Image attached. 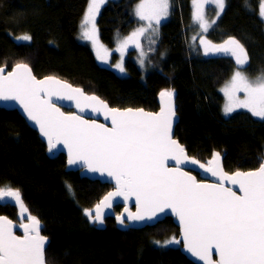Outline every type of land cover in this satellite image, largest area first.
Here are the masks:
<instances>
[{
	"label": "trees",
	"instance_id": "trees-1",
	"mask_svg": "<svg viewBox=\"0 0 264 264\" xmlns=\"http://www.w3.org/2000/svg\"><path fill=\"white\" fill-rule=\"evenodd\" d=\"M141 0L108 1L96 24L100 43L116 47L118 36L128 37L138 25L135 9ZM191 1L170 0L168 19L160 27L157 52L163 62L142 71L130 56L119 76L111 63L97 59L79 40L89 0H0V67L8 71L26 63L38 77H60L113 108L157 110V95L173 90L178 123L174 137L188 156L208 165L219 154L225 172L252 171L264 163V119L245 112L222 113L219 90L235 67L221 53L205 56L190 51ZM261 0H225L211 44L237 40L248 55L245 74H264V22ZM30 40L18 41L23 36ZM112 61L117 59L112 54ZM111 65V66H110ZM69 186L71 191H69ZM0 188L19 190L31 215L40 220L48 244L47 264H192L179 246L161 243L178 231L171 219L140 230H118L113 219L103 228L84 210H92L111 187L65 171V157H52L37 133L16 111L0 109ZM121 207L114 209L119 213ZM29 213H25L27 217ZM0 216L21 220L15 202L0 206ZM177 239V238H176Z\"/></svg>",
	"mask_w": 264,
	"mask_h": 264
},
{
	"label": "snow or ice",
	"instance_id": "snow-or-ice-1",
	"mask_svg": "<svg viewBox=\"0 0 264 264\" xmlns=\"http://www.w3.org/2000/svg\"><path fill=\"white\" fill-rule=\"evenodd\" d=\"M106 0H89L84 17L82 35L90 40L98 60L108 62V50L100 44L96 34L95 17ZM214 4L218 11L225 7V0H193V19L202 32L207 33L215 20L209 23L205 18V5ZM170 0H141L135 15L146 25L137 28L124 39L116 49L121 58L129 43L140 49V64L143 66L145 52L140 37L159 24L169 14ZM259 12L264 18V0ZM30 40V36L20 37ZM197 39L196 36L193 40ZM205 55L209 52L230 54L238 66L230 81L222 89L226 97L225 115L237 108L247 109L252 116L264 119V75L255 80L245 74L248 55L245 48L235 39L222 45L210 44L203 36ZM121 72L123 63L115 65ZM0 67V100L16 101L30 121L39 127L47 139L49 151L63 145L67 149L68 164L86 166L92 173H100L115 181V191L109 192L95 205L93 210H84V215L96 224H103L105 209L113 207L115 198L123 197L127 202L134 196L136 212L128 213V220L154 221L166 209L178 217L184 247L204 264H264V163L252 171H236L226 174L218 165L219 154L214 153L208 165L189 159L184 148L172 138L174 91L159 93V112L144 109L110 108L96 96L85 95L79 88H73L59 79L49 76L36 79L26 63H18L4 74ZM243 93V98L237 94ZM55 100H68L75 104L79 112L86 108L94 113L103 112L111 127L84 119L78 114H65ZM175 161L170 167L168 161ZM190 163L206 173L217 177L219 183L198 182L196 177L179 165ZM237 186L239 193L225 182ZM69 191L71 187L69 186ZM15 202L21 217L29 213L21 192L12 188H0V206L5 198ZM94 212V215H93ZM28 223H20L23 236L13 232V221L0 217V264H47L45 259L47 237L42 235L40 220L30 213ZM120 225L127 226L121 215L116 216ZM179 243L175 238L165 244ZM212 249L218 260L213 261Z\"/></svg>",
	"mask_w": 264,
	"mask_h": 264
},
{
	"label": "water",
	"instance_id": "water-1",
	"mask_svg": "<svg viewBox=\"0 0 264 264\" xmlns=\"http://www.w3.org/2000/svg\"><path fill=\"white\" fill-rule=\"evenodd\" d=\"M221 54H223L225 56H229L230 58H233L230 54H224V53H221ZM15 66L16 65H14L11 68V70H9V71L5 67H3L5 69L4 74L7 75V73L8 72H11L12 69ZM32 74H33V72H32ZM33 76H35V75L33 74ZM47 77H49V76H44V77H41V78L36 77V79L43 80V79H45ZM53 77L59 79L63 83H67V84L71 85L73 88H79V89H81L84 92L85 95H88V96H93L94 95V96H96L100 101H102L103 103L107 104L110 108H113L106 101H104L103 99H101L98 95H96V94H89V93L85 92L82 88L77 87V86H74L70 82H68V81H66V80H64V79H62L60 77H56V76H53ZM156 101H157V110L156 111H148V110H145V109L144 110L145 111H148V112H153V113L159 112L160 107H161V102H160V96H159V94L157 95ZM173 102H174V108H175L176 115L173 117L172 138L175 139L174 133H175V128H176L177 123H178V114L176 112L177 108H176L175 96L173 98ZM54 103L58 107H60L61 111L64 112L65 114H78V115L82 116L84 119H87V120H90V121H95L96 123L103 124L106 127H111V120L110 119L106 120L105 117H104L103 112L94 113L89 108H86L83 112H79V110L75 107L74 102L68 101V100H55L54 99ZM0 109L6 110V111H16L22 117V119L25 121V123L27 124V126L37 133L39 139L45 145L46 150H47V153L49 155H51L52 157H55V158L58 157L59 155H63L65 157V171L66 172L78 173V175H79L80 178H84V179H86L88 181H91V182H99L100 184L110 186L111 189L105 195L102 196V198L98 201V203L109 192L115 191V181L112 180L111 178L107 177L106 175L105 176H101L100 173H92V172H89L87 170V167L86 166H81V165H71L70 166L68 164V153H67V149H65L63 147V145H57V147L50 152L49 151V145H48L47 139L44 136L41 135L40 130H39V127L36 126L34 124V122H32V121H30L28 119L27 114L24 112L23 108H21V106L16 101H3V100H0ZM124 109H127V108H122L121 110H124ZM132 109H143V108H132ZM185 155L188 156V154H187L186 151H185ZM188 157H189V159H193L190 156H188ZM167 163H168V165L170 167H175L176 166L175 161H171L170 160ZM214 166L220 167L225 172V170L223 169L222 160H221L220 157H219L218 165H214ZM179 167L182 170L188 171L191 175L195 176L198 182H201V183H209V184H217V183H219V180L217 179V177L212 176L210 173L204 172V170L199 167V163L196 164V165H192L190 163H183V164L179 165ZM225 173L231 175V174H234L235 172L234 173H227V172H225ZM225 187H230V188L233 189V191H236L237 194H240L238 187L237 186H234V185H231L227 181L225 182ZM12 203H14V201L10 200V198H7V197L5 198V204L4 205H9V204H12ZM116 207H121V210H120L119 213H115L114 209ZM94 208H95V206L92 208V210ZM125 208L128 209V212H131V213H135L136 212V201H135V197L134 196L129 197V199H128L127 202L124 201L123 197H117V198H115L113 207L104 210L105 213H106V215L104 217V223L102 225L101 224H96V223H94L92 221L91 222L93 224H95L98 228H103L104 227V224H105V220L111 218V219L114 220L115 227L118 230H124V229H128V230H140V229H144L146 227H153L156 224L161 223V222H163L166 219H171L173 225L177 228V231H178L177 241H179V244H180L179 245V251H180V253L189 262H191L192 264H204L203 261L198 260L190 252H188L186 250V248L184 247V241H183V237H182V231H181V226H180L179 219H178V217H176L171 212L170 209H166L164 213H159L158 214L159 215V219L158 220H154V221H147V220H145V221H133V220H128V218H127L128 213L125 212ZM122 213H123V217H124V220H125V224L127 226L120 225L116 221V216L117 215H121ZM93 215H94V212H93ZM24 216H25V214H24ZM0 217H6V216H0ZM6 218H8V217H6ZM8 219H10V218H8ZM10 220H12V219H10ZM17 228L19 230L18 231L19 233H16ZM13 232L16 235H18V236H23V229L20 228V227H18V225H17V223L15 221H13ZM47 244H48V239H47V242H46V247H47ZM211 251H212V259H213V261L218 260L219 257L216 255L215 249H212Z\"/></svg>",
	"mask_w": 264,
	"mask_h": 264
},
{
	"label": "rangeland",
	"instance_id": "rangeland-1",
	"mask_svg": "<svg viewBox=\"0 0 264 264\" xmlns=\"http://www.w3.org/2000/svg\"><path fill=\"white\" fill-rule=\"evenodd\" d=\"M108 1H119V0H106V3ZM106 3H104V4H106ZM104 4L101 5L99 12L96 14L95 22H94L95 23V27H96V34H97L98 39H99V35H98V29H97L96 21H97L98 15H99L102 7L104 6ZM88 6H89V2H88V5H87V7L85 9L84 16L82 18V23H83V20H84L85 15H86V13L88 11ZM258 8H260V4H259V7ZM191 10H192L191 28L187 31V45H188V47H189V49H190L191 52L205 55V51H204L205 45L201 44L200 37L203 36L206 40H208L207 35L216 26L217 21H218L219 17L221 16L222 12L220 13L219 17H217L216 16V12L218 11V9H216L215 5L214 4H207V5H205V18H206V20L209 23H211V21H213V20H215L216 22H215V24H212V26L209 28V31L207 33H204L199 28V24L194 22L193 13H194L195 9H194V6H193V0L191 1ZM168 16H169V14L166 17H163L160 20V23L158 25L155 24V21H153V27L157 29V31H156L155 34H153L152 31H151V29H149L145 33L144 36L140 37L141 45H142L143 51L145 52L143 66L140 64V49H137L136 46H135V44H133V43H129L128 44V47L125 49L123 58H121L120 52L116 50L118 48L119 44L124 39H126L127 37L118 36L116 38V47L114 49H108V48L104 47V48H106L108 50V53H109L108 54V57H107V59H108V62L107 63L113 64L112 66L111 65L110 66L114 68L115 72L119 76H125V72L124 71L121 72L119 69H117L115 67V65L117 63H121V61H122L123 66H124L125 60L128 58L127 57L128 56V51H133V55H131L130 58L133 61H135V63L141 68L142 71H144L146 68L148 70L149 65H150L149 62L150 63H153L156 66L154 68H157L158 69L160 67V65H161V63L163 62L164 59H163V54L157 52L156 45H157V42L159 40L160 27L162 26V24H164L166 22V20L168 19ZM260 17H261V15H260ZM137 19H138V25L134 29V31L137 28H139V27L147 24V21H141V20H139L138 17H137ZM262 20L264 22V18H262ZM194 36H196L197 39L193 40V37ZM78 38H79V40L82 43L87 44L90 47V49L92 50V52L96 55V51L94 50L93 44H92V42L90 40L85 39L82 34H79V37ZM17 40L18 41H22L20 38H18ZM224 43H221L219 45H222ZM213 45H216V44H213ZM112 54H116L117 55V59H115L114 61H112V59H111ZM212 54L213 55H217L219 53L209 52V54L208 55H205V56H211ZM232 59H233V61L235 63V59L234 58H232ZM237 67L238 66L235 63V67L231 71L230 76L228 77V79L226 80V82L221 86V88L219 90L220 94L223 97V106H222L223 116L224 117H228V116H230V115H232V114H234L236 112H245V113L249 114L255 120H263L260 117L252 116V114L247 109H244V108H237L234 112L225 115L224 107H225L227 101H226V97L224 96V93H223L222 89L224 88V86L226 85V83H228L230 81V79H231L232 75L234 74V72H235V70H236ZM262 75H264V74H262ZM259 76H261V75H259ZM257 77L258 76H256V77H249L248 76V78L249 79H252V80H255ZM237 95L240 98H243V95L244 94L243 93H238ZM172 238H175V239L177 238V232H175V231L170 232L165 238H163V241H162L161 245L162 246H165V247H176V246H179L180 245L179 243H176V244H165V242L167 240H170Z\"/></svg>",
	"mask_w": 264,
	"mask_h": 264
},
{
	"label": "flooded vegetation",
	"instance_id": "flooded-vegetation-1",
	"mask_svg": "<svg viewBox=\"0 0 264 264\" xmlns=\"http://www.w3.org/2000/svg\"><path fill=\"white\" fill-rule=\"evenodd\" d=\"M17 225H18V227H19V225H20V223H27L28 222V220H27V217H21V220H19V219H17ZM19 230H18V228H17V231H16V233H19L18 232Z\"/></svg>",
	"mask_w": 264,
	"mask_h": 264
}]
</instances>
